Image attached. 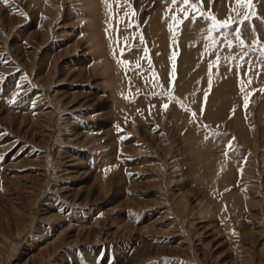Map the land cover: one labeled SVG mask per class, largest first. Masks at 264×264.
<instances>
[{
  "label": "rangeland",
  "instance_id": "374dc122",
  "mask_svg": "<svg viewBox=\"0 0 264 264\" xmlns=\"http://www.w3.org/2000/svg\"><path fill=\"white\" fill-rule=\"evenodd\" d=\"M43 1L0 0V264H133L141 256L139 241H131L135 222L137 233L149 231L157 240L151 243L156 250L188 236L184 246L192 239L199 256L207 249L208 262L264 264V0H253L250 11L235 0H204L199 12L188 8L187 19L171 0H100L103 60L89 51L77 18L80 0ZM245 14V44L229 34L231 47L221 33L233 30L213 28L207 19L231 18L235 28ZM159 19L166 62L153 48L159 32L152 25ZM105 59L113 87L95 68ZM39 113L48 114L46 129ZM165 129L174 135L170 143L180 161L173 171L170 157L146 140L149 130L160 135ZM100 142L105 149L97 158L92 149ZM141 145L147 147L142 155ZM70 156L88 168L64 176ZM107 169H114L109 193L95 183ZM60 194L68 197L56 201L64 204L54 212L61 217L48 225L45 205ZM179 197L189 201L182 219ZM231 197H238L237 205ZM201 203L210 215L200 214ZM82 205L92 211L85 214L89 208ZM72 207L83 211L82 227L106 221L115 240L102 235L92 246L91 237L72 231L69 242L77 237L85 245L51 244L67 231L62 221ZM171 226L180 230L176 237L157 234ZM48 249L60 255L47 262ZM155 257L140 264L201 263L194 256Z\"/></svg>",
  "mask_w": 264,
  "mask_h": 264
},
{
  "label": "bare ground",
  "instance_id": "6f19581e",
  "mask_svg": "<svg viewBox=\"0 0 264 264\" xmlns=\"http://www.w3.org/2000/svg\"><path fill=\"white\" fill-rule=\"evenodd\" d=\"M42 1V0H41ZM46 1V0H45ZM45 1H43V2H45ZM47 2H48V0H47ZM46 2V3H47ZM79 2V1H78ZM100 2V0H80V5H81V7H83V10L80 8V5H79V12H78V17H77V15H76V17L78 18V20H79V23L80 24H84L85 25V30H84V33H85V38L88 40V45H89V51H90V53H92L93 55H98V57H97V59L98 58H104L103 57V52H104V50H105V45H104V40H103V36L101 35V32H100V22H99V18H101L102 16H100V12L102 11V9H99V7H101V2ZM32 3L33 4H37L38 3V0H32ZM31 3V4H32ZM41 4V3H40ZM100 4V6H98ZM49 4L47 3V6H48ZM51 5V4H50ZM49 5V6H50ZM40 6V5H39ZM44 8H45V6H43ZM41 8H42V6H41ZM45 10H46V8H45ZM48 11V10H47ZM199 12V11H198ZM234 14V13H233ZM100 16V17H99ZM220 18V17H219ZM102 19V18H101ZM228 19V18H227ZM155 22H156V20H155ZM154 22V23H155ZM157 24H153L152 26H157L158 28H156L157 29V31L159 32V33H157V31H156V33L157 34H159V39H157V41H156V43L154 44L153 43V48H155V52L157 53H160V58H161V60H164V62H166L165 61V58H166V56H167V53H166V46L164 47V44L165 43H163V39H165V38H163L164 37V31L166 30L164 27H165V25H163L162 23H161V21H160V19L156 22ZM165 24V23H164ZM178 25V24H177ZM154 27L152 28V35H154ZM176 28H177V26H175ZM177 30V29H176ZM175 30V31H176ZM174 31V30H173ZM151 32V31H150ZM167 33V32H166ZM156 34V35H157ZM156 35H154V36H156ZM172 35H174V34H172ZM46 36V35H45ZM156 38V37H155ZM155 40V39H154ZM147 45V44H146ZM146 49H148V48H146ZM145 49V50H146ZM232 49V48H231ZM147 51H149V49L147 50ZM146 52V51H145ZM150 52H151V50H150ZM150 55V54H149ZM148 55V56H149ZM151 57V56H150ZM96 59V58H95ZM103 60V59H102ZM106 60V59H105ZM58 61V60H57ZM104 61H102V63H103ZM98 64H96V65H98V66H96L95 68H97V69H99L101 72H104V74H105V76L107 77L106 78V80H105V82H106V84L105 85H108L107 87H113V82H112V77L110 76V74H111V62H110V60L108 59V60H106L103 64L101 63V62H97ZM168 63V62H167ZM164 64V63H163ZM169 66V65H168ZM156 68V67H155ZM159 68V67H158ZM166 68V67H165ZM165 68H163V69H165ZM169 68V67H168ZM163 69H160V70H157V71H163V72H165ZM168 70V69H167ZM76 71V70H75ZM99 71V72H100ZM162 72V73H163ZM167 72V71H166ZM159 74H161V73H159ZM165 75V74H164ZM157 76V75H156ZM162 76V75H161ZM160 77V76H159ZM162 77H164V76H162ZM164 79V78H163ZM159 80H160V78H159ZM113 81H114V79H113ZM157 82V81H156ZM160 82H161V80H160ZM49 83V82H48ZM47 84V83H46ZM163 84V83H162ZM50 86V85H49ZM164 86V85H163ZM46 87V86H45ZM48 88V87H47ZM164 89V88H163ZM166 90V89H165ZM174 91H176L175 89H174ZM162 92V91H161ZM190 99H191V97H190ZM146 100V99H145ZM192 102V101H191ZM190 102V103H191ZM59 109H60V112H62V111H66L65 109V106L63 105V104H60L59 106ZM69 108V107H68ZM41 112V111H40ZM43 112V111H42ZM63 113V112H62ZM38 117H40V120H38V121H40L41 122V128H45V126L43 125L44 123V121H46V120H44V118H47L48 117V114H41L40 115V113H39V115H37ZM47 116V117H46ZM14 119V118H13ZM174 122V121H173ZM25 123V121L23 122L22 121V124H24ZM38 123V122H37ZM20 124V123H19ZM46 129V128H45ZM157 129V128H156ZM155 130V129H154ZM166 130V129H165ZM161 131V130H160ZM148 132H150V134H148V139H146L149 143H148V146H150V148L151 149H155L156 150V152H157V154H159V152L162 150V152L164 153L165 152V154H164V157H170V160H172V162H171V164H170V167H171V169H172V171L173 170H176V169H178V167H179V165H178V162H180L179 160H178V158H176L177 157V154H176V156L173 154V149H172V147H171V141H172V139H174V135L172 134V131L170 132L169 131V129L168 130H166V132H168V133H160V135H156L155 134V132L153 131V130H149ZM147 133V132H146ZM171 133V134H170ZM245 134V133H244ZM245 136V135H244ZM246 137V136H245ZM245 139V138H244ZM177 140V139H176ZM180 141V140H179ZM246 141V140H245ZM173 142H176L175 140L173 141ZM185 143V142H184ZM181 143H179V145H180ZM186 144V143H185ZM175 145V144H174ZM177 145V144H176ZM175 145V146H176ZM178 145V147H180ZM182 145V144H181ZM183 146V145H182ZM177 147V146H176ZM145 148H147V147H144L143 145H141V146H139V154L140 155H142L143 153H144V150H145ZM104 149H105V146L104 145H102L101 144V142H100V144L98 145V146H95L94 147V149H92L94 152H96L97 153V158H100V157H98L100 154H102V151H104ZM183 149V148H182ZM186 149V148H185ZM184 149V150H185ZM178 152V151H177ZM186 152H188V151H186ZM155 153V152H154ZM186 154V153H185ZM49 156V155H48ZM50 157V156H49ZM70 160L68 161V163L70 164V166L69 167H67V168H69V169H66L65 171H64V176H65V174H66V172H67V175H70V174H72V173H74V171H75V169L74 168H76V167H87L88 168V163H83V161H81L80 159L78 160V158H76V157H74V156H70ZM159 158V157H158ZM162 158V157H161ZM44 160H46L45 158H44ZM66 160V159H65ZM94 160H97L96 158L94 159ZM157 160V159H156ZM165 160V159H164ZM168 163V162H167ZM155 166V165H154ZM102 168L104 167V165L103 166H101ZM91 170V169H90ZM113 170L114 169H107L106 171H103V172H101V173H99V174H97V175H95V183L98 185V187L100 188V189H102L103 191L105 190V191H107V193H109L110 192V190H108V188H109V181H110V178L111 177H109V173L110 172H113ZM183 170V169H182ZM114 173V172H113ZM170 173H171V171H170ZM174 173V172H173ZM84 174H86V172H83V175ZM57 178V177H56ZM94 178V177H93ZM60 179H66V177L65 178H59V180ZM68 179V178H67ZM112 179V178H111ZM59 180H57V181H59ZM61 181V180H60ZM112 181V180H111ZM120 181V180H119ZM112 183V182H111ZM113 184V183H112ZM115 184V183H114ZM108 187V188H107ZM256 187V186H255ZM251 189V188H250ZM249 190V189H248ZM56 191H59V192H61V193H63L64 194V191H65V189H54L53 190V192L56 194L57 192ZM58 192V193H59ZM248 194V193H247ZM181 196H183V195H181ZM232 196V195H231ZM235 196V195H234ZM255 196V195H254ZM67 196L66 195H61L60 194V196H59V198H56V200L54 201V199H52V200H47V202H49L50 204H46L45 205V209H44V215H45V217L42 219V221L43 222H45V223H48V225H50V224H52V223H54V222H57V220L61 217L58 213H56V215H54V212H56V211H61V210H63V205L64 204H61V202L60 203H57L56 204V201H61V199H65V200H67ZM71 198V197H70ZM237 198L238 197H231V200H232V202H234V204H238L237 203ZM75 199V200H74ZM187 199V198H186ZM186 199H180V197H179V200H178V202H177V210H182V213L180 214V218L182 219V214L184 215V212H185V210L187 209V207H188V203H187V201H188V199L186 200ZM195 199V198H194ZM181 200H183V201H181ZM198 200V199H197ZM196 200V201H197ZM77 201H79V200H77V198H73L70 202H72V203H74L75 204V202H77ZM189 202V201H188ZM200 204V203H199ZM201 209H200V214L203 216V217H206V216H208V214L210 215V212L208 211V208H207V206L206 205H203L202 203H201ZM252 206H254V207H256V203H252ZM82 207H84V208H89V206H83L82 205ZM179 207V208H178ZM142 210V209H141ZM90 211H92V209L91 208H89L88 210H87V212L85 213V214H87L88 212H90ZM82 210H80V209H77V208H75V207H72V210H71V214L70 215H67V216H65L64 217V220L62 221V222H65V225L66 226H68L67 228H66V232L64 233V232H57L58 233V235H57V239L56 240H53V243H51V244H55L56 246H57V244H58V240H61L63 243H61V244H59V245H69L70 244V246H68V247H77V246H79L80 244H84L85 242H83L82 240H80V241H76V238H75V241H73V242H69V240L71 241L72 240V235L71 236H69V233L71 232L72 233V231H75V232H77V233H79V235L81 236H83V237H85V238H92V240L90 241V244L92 245V246H95V245H98V244H100L101 242H103L102 240H101V238H100V236H102V235H105V237L107 238V239H104V241H106V240H115V238H113V239H111L110 237H109V233H110V230L109 229H107V222L106 221H104V222H102L101 220H94L95 222L93 223V224H91V226H87V227H82L83 226V220H85V217H84V215H81V217H80V214H82ZM62 214V213H61ZM168 215H171V213H168L167 214V216ZM184 217V216H183ZM136 218H138V215L136 216ZM187 219V218H186ZM115 220H117V218H115L114 219V221ZM41 221V222H42ZM135 221H136V219H135ZM110 222V221H109ZM174 223H176L175 221H173L172 223H170V224H174ZM185 223V222H184ZM137 224H138V222H135L134 223V225L133 226H131V230H133V231H131V241L132 240H134V238L136 239V241H139V244L141 245V246H138V250H139V253H140V255L141 256H139V255H137V257H135L134 258V260H133V264H140V263H144V262H147V261H149L150 259H152L153 257H155V258H159V257H161V256H164V255H170V256H172V257H182L183 259H186L187 261H189V260H191L192 258H193V256L196 258V259H198L199 260V262H201V263H203V264H209V263H211V264H224V263H217V262H211V261H207V258H208V256H207V249H205V251H202V257L201 256H199V254H198V252H200L202 249L201 248H198V247H196L195 245H194V243H193V240L191 239V241H189V244H188V246H184V244L185 243H183L184 241H188V236H186V238H183V239H181L180 237V239H179V241H180V243L178 244V245H176V247H173V248H171V249H165L164 248V250L163 249H158V250H156V249H153L152 248V246H151V243H153L154 244V242H156L157 240H152L151 239V237L148 235V233H150L149 231L147 232V233H137V230H136V228L134 227V226H137ZM186 224V223H185ZM185 224H184V226H185ZM109 225V224H108ZM58 226V225H57ZM57 226H54L53 227V229H56L57 228ZM172 227V228H171ZM171 227H169V228H171V230H169V228H168V230L169 231H163L162 233H157V234H159V236H164V237H166V238H169V237H171V238H174V237H176V235H177V231H178V227H174V226H171ZM183 228H185V227H183ZM182 228V229H183ZM130 229V228H129ZM139 229V228H138ZM161 229V228H160ZM188 229H189V227H188ZM53 231V230H52ZM120 230L118 229V231H117V234H120V232H119ZM130 232V231H129ZM146 232V231H145ZM178 232H180V230L178 231ZM51 233V232H50ZM112 234H113V232H112ZM129 234V235H130ZM56 235V234H55ZM113 235H116L115 233L113 234ZM76 236V235H75ZM112 237H115V236H112ZM42 238H43V236H42ZM41 237L39 238V239H42ZM77 240H79L78 238H77ZM84 240V239H83ZM109 242H111V241H109ZM133 242V241H132ZM113 243V242H112ZM50 244V245H51ZM89 244V245H90ZM105 244V243H104ZM85 245V244H84ZM194 245V246H193ZM52 246V245H51ZM91 246V247H92ZM205 247V246H204ZM46 249V248H45ZM44 249V250H45ZM240 249V248H239ZM242 249V248H241ZM48 251L49 252H51V249H48ZM58 251H56L55 253H49V254H47V262H49L52 258H57L60 254H59V252L57 253ZM200 254V255H201ZM139 256V257H138ZM178 258V259H179ZM212 259H213V257H211ZM77 260V259H76ZM194 260V259H193ZM200 263V264H201ZM59 264V263H58ZM61 264V263H60Z\"/></svg>",
  "mask_w": 264,
  "mask_h": 264
},
{
  "label": "snow or ice",
  "instance_id": "6c2138e0",
  "mask_svg": "<svg viewBox=\"0 0 264 264\" xmlns=\"http://www.w3.org/2000/svg\"><path fill=\"white\" fill-rule=\"evenodd\" d=\"M4 2H5V4H7L8 0H4ZM116 2L119 4L120 0H116ZM203 2H204V0H196L195 3H193L192 0H171V3L173 5H182L183 6L182 8H178V11L184 12V18L185 19L188 18V8H191L194 11H198L199 9L197 8V4H203ZM235 3L240 4L241 6H247V8L250 11L253 0H235ZM191 18L193 20H195L197 17L193 16ZM207 19L211 20L213 28H217L218 30H229V29L233 30L232 33H227V32L221 33V38L223 40L227 41L229 47L232 46V41L228 40L229 34H234L236 36V38L240 40L241 45L245 44V41H244L243 36H242L241 28L248 21V14H245L243 16V19L238 22V26H236L235 28H233V25L236 24L237 22L234 20H231V18L226 19L224 21H220L215 16H209ZM173 20H175L177 24L182 23V21L177 19L176 16H173ZM117 31H118V29H117ZM142 39L143 38L141 37V40ZM121 55L122 56L124 55L123 50H121ZM124 62L128 63L127 61H124ZM137 67H139V63H137ZM170 80H171V78H170ZM250 82L251 81H249V83ZM209 84H211V81H209ZM241 91H244V89L242 88ZM206 97H207V93H205V99H206ZM247 104H248V100H247V95H246L244 98V107L245 108H247ZM162 107L164 109H167L169 107V105L165 103L162 105ZM193 115H195V113ZM231 147H232L231 144L226 145V149H231Z\"/></svg>",
  "mask_w": 264,
  "mask_h": 264
}]
</instances>
